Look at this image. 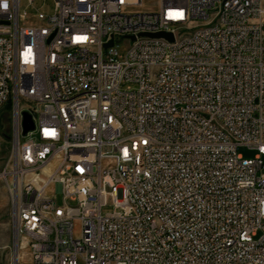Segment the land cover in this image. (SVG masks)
Returning a JSON list of instances; mask_svg holds the SVG:
<instances>
[{
	"label": "built area",
	"instance_id": "obj_1",
	"mask_svg": "<svg viewBox=\"0 0 264 264\" xmlns=\"http://www.w3.org/2000/svg\"><path fill=\"white\" fill-rule=\"evenodd\" d=\"M144 1L0 0L12 264H264V0Z\"/></svg>",
	"mask_w": 264,
	"mask_h": 264
},
{
	"label": "rangeland",
	"instance_id": "obj_2",
	"mask_svg": "<svg viewBox=\"0 0 264 264\" xmlns=\"http://www.w3.org/2000/svg\"><path fill=\"white\" fill-rule=\"evenodd\" d=\"M156 1V7H159L158 0H145L146 6L151 5ZM54 0H34L30 3L29 0H21L20 11H26L29 14L27 22L33 20V15L37 12H44L50 14L53 11ZM37 22V19H35ZM12 112L8 107H2L0 109V135L3 138V144L0 148V173L2 168L6 165L10 153L12 142V124H11ZM25 137H22L24 139ZM238 152L244 157H253L256 153L255 150L249 149L247 146H239ZM60 199V198H59ZM58 199V200H59ZM60 201V200H59ZM80 226L76 227V233L78 234ZM16 244L14 241V213L13 203L6 179L0 176V264H12L13 255L16 250ZM21 250V257L23 262H27L28 249L24 246L19 247Z\"/></svg>",
	"mask_w": 264,
	"mask_h": 264
},
{
	"label": "water",
	"instance_id": "obj_3",
	"mask_svg": "<svg viewBox=\"0 0 264 264\" xmlns=\"http://www.w3.org/2000/svg\"><path fill=\"white\" fill-rule=\"evenodd\" d=\"M142 34L149 35L152 37H165L171 40L173 39V34L167 31H158V32H153V33L146 32ZM112 42L113 41H110V44H112ZM22 126H23V135H26L30 130H32L35 127L33 116L28 111L23 112Z\"/></svg>",
	"mask_w": 264,
	"mask_h": 264
}]
</instances>
